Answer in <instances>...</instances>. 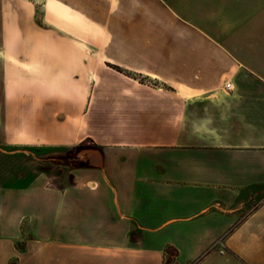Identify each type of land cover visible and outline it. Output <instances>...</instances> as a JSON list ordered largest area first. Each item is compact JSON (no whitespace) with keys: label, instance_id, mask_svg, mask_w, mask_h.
I'll return each mask as SVG.
<instances>
[{"label":"crops","instance_id":"crops-1","mask_svg":"<svg viewBox=\"0 0 264 264\" xmlns=\"http://www.w3.org/2000/svg\"><path fill=\"white\" fill-rule=\"evenodd\" d=\"M38 4L0 0V145L99 156L38 264H264V0Z\"/></svg>","mask_w":264,"mask_h":264},{"label":"rangeland","instance_id":"rangeland-1","mask_svg":"<svg viewBox=\"0 0 264 264\" xmlns=\"http://www.w3.org/2000/svg\"><path fill=\"white\" fill-rule=\"evenodd\" d=\"M24 2L39 5L38 0ZM46 10L51 15L54 9L48 5ZM92 95L97 98L98 93ZM77 146L82 149L0 145V264H38L36 246L50 243L48 238L38 237V232L41 234L48 228L40 224L38 227V221L49 222L50 192L72 183L75 170L80 169L77 165H85L81 169H86L99 164L90 139ZM263 199L264 196L258 202ZM173 256V249H168L164 264H169Z\"/></svg>","mask_w":264,"mask_h":264},{"label":"trees","instance_id":"trees-1","mask_svg":"<svg viewBox=\"0 0 264 264\" xmlns=\"http://www.w3.org/2000/svg\"><path fill=\"white\" fill-rule=\"evenodd\" d=\"M82 149L81 146H76L73 150L74 151H80ZM86 167L85 165H77L76 168H84Z\"/></svg>","mask_w":264,"mask_h":264},{"label":"built area","instance_id":"built-area-1","mask_svg":"<svg viewBox=\"0 0 264 264\" xmlns=\"http://www.w3.org/2000/svg\"><path fill=\"white\" fill-rule=\"evenodd\" d=\"M229 85H226V87L228 88Z\"/></svg>","mask_w":264,"mask_h":264}]
</instances>
